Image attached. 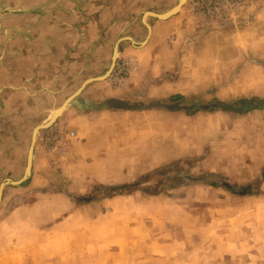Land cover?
Instances as JSON below:
<instances>
[{
  "label": "rangeland",
  "instance_id": "1",
  "mask_svg": "<svg viewBox=\"0 0 264 264\" xmlns=\"http://www.w3.org/2000/svg\"><path fill=\"white\" fill-rule=\"evenodd\" d=\"M177 2L0 0V186L23 178L33 129L115 48L73 101L170 107L126 110L112 141L74 139L57 119L40 130L34 175L0 193V264H264V110L184 112L264 103V0L146 14ZM191 81L206 86L165 84Z\"/></svg>",
  "mask_w": 264,
  "mask_h": 264
},
{
  "label": "crops",
  "instance_id": "2",
  "mask_svg": "<svg viewBox=\"0 0 264 264\" xmlns=\"http://www.w3.org/2000/svg\"><path fill=\"white\" fill-rule=\"evenodd\" d=\"M152 36V35H151ZM132 84L134 86H132L134 89H136L137 87H141L142 85H147L146 83H141L140 81H132ZM167 84L166 86H171L172 88H179V89H184L185 87L187 89V92H195L197 90L203 89L206 84H200L199 82H193L191 81L189 84L188 83H165ZM188 84V85H187ZM184 85H186L184 87ZM91 89H95V88H88V92L87 93H91L93 92V90ZM179 91V90H178ZM115 93L118 92H113V95H115ZM96 94V91L94 90V93ZM172 94H180L182 95L183 92L179 91V92H174ZM105 97H112V95L110 94L109 96L106 95ZM98 99V98H97ZM96 99V100H97ZM121 111V112H119ZM119 111H115L112 109H102L100 111H94V112H89V113H84V112H80V111H75L72 108L66 110L65 112H63L58 118V127L60 128V131H64L66 132L67 130H69V134L70 136H72L74 139L76 138H80V139H85L87 142H92L94 140H99V139H105L107 141H112V137L111 134L115 133L118 136V129H116L115 131H111V128L113 126V124L115 123L114 121H112L111 119H116L121 115L127 114L126 110H119ZM144 111V110H141ZM148 111H153L152 109L147 110ZM132 117H136L138 119H142L144 116V114H136L135 111L129 112ZM210 113H217V112H210ZM134 114V115H133ZM198 114L200 113H195L193 115H190L189 119H193L194 117H196ZM172 115H175V117H179V118H183L184 116L186 117V115H183V113L181 112H174ZM107 118H110V123L106 122V120H108ZM56 120V121H57ZM139 125V124H137ZM119 127V126H118ZM111 133V134H110ZM114 139V138H113ZM84 149L80 150L79 152L84 155L83 157L88 155V145L82 147ZM46 160V159H45ZM38 161V153L36 151V153L34 154V158H33V165H32V170H31V174L34 175V171L37 168V162ZM93 163H88L86 164L87 167L91 166ZM65 165H68V163L66 162ZM66 174H64L65 176ZM74 175V174H73ZM68 177H70V175H67ZM92 178V176H89ZM95 179V178H93ZM70 180H72L70 178ZM62 194V193H60ZM85 195V192H79L77 191L76 194H74V197H83ZM33 207V206H32ZM31 207V208H32ZM14 213V212H13ZM13 215V214H12ZM5 254H3L2 252H0V259H3V257Z\"/></svg>",
  "mask_w": 264,
  "mask_h": 264
},
{
  "label": "water",
  "instance_id": "3",
  "mask_svg": "<svg viewBox=\"0 0 264 264\" xmlns=\"http://www.w3.org/2000/svg\"><path fill=\"white\" fill-rule=\"evenodd\" d=\"M187 2V0H178L177 5L175 7H173L171 10L163 13V14H154V13H146L148 16L156 18L157 20H168L169 18L173 17L174 15H176L178 13V11L184 6V4ZM147 29H149V25L146 24ZM117 55V49L115 48L113 51V57H112V63L110 66V69L105 73V75L99 77V78H95V79H89L87 81L84 82V84L82 85V87L70 98H68L58 109H56V113L54 115L55 119L53 120V122L66 110L75 107L78 110H102V109H107L110 106H113L114 108H118V109H123V110H146V109H151V108H161V109H169L170 107H167L163 104H160L158 102H151L148 105H132V106H127L124 103H121L119 101L116 100H106L105 102H102L101 104H91L89 102H83V103H77L74 102L73 99L74 97L80 93V91H82V89L87 86L89 83L93 82V81H100L105 79L109 74L110 71L112 70L113 64L116 60L115 57ZM172 108H178V106L174 105L172 106ZM53 122H50L48 124H44V125H39L36 128L33 129L32 132V140H31V145L28 151V156H27V162H26V168H25V173L23 178L20 181L17 182H12L10 180L5 181L1 186H0V193L2 191V189L4 188L5 185H9V186H18L20 185L22 182L26 181L30 175H31V169H32V162H33V158H34V149H33V145H34V140L36 139V135L39 133L40 130H44L47 129L48 127L51 126V124H53Z\"/></svg>",
  "mask_w": 264,
  "mask_h": 264
},
{
  "label": "trees",
  "instance_id": "4",
  "mask_svg": "<svg viewBox=\"0 0 264 264\" xmlns=\"http://www.w3.org/2000/svg\"><path fill=\"white\" fill-rule=\"evenodd\" d=\"M171 99L180 100L182 99V97L177 95ZM200 110H204L206 112H216V111L232 112L239 115H243L255 110H260V111L264 110V103L261 102L260 104L257 105L255 104L254 100L240 99L232 104L218 103L207 107L192 105L189 108L184 109V112L186 113V115L190 116Z\"/></svg>",
  "mask_w": 264,
  "mask_h": 264
},
{
  "label": "bare ground",
  "instance_id": "5",
  "mask_svg": "<svg viewBox=\"0 0 264 264\" xmlns=\"http://www.w3.org/2000/svg\"><path fill=\"white\" fill-rule=\"evenodd\" d=\"M145 15H146V14H145ZM55 113H56V111L54 110V112L51 114L49 120H48L45 124H48V123L52 122V121L55 119V117H54ZM43 125H44V124H43Z\"/></svg>",
  "mask_w": 264,
  "mask_h": 264
}]
</instances>
